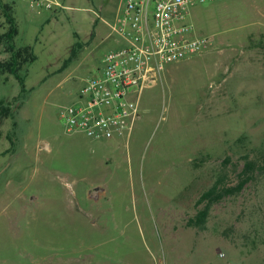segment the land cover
I'll return each mask as SVG.
<instances>
[{"label": "rangeland", "instance_id": "1", "mask_svg": "<svg viewBox=\"0 0 264 264\" xmlns=\"http://www.w3.org/2000/svg\"><path fill=\"white\" fill-rule=\"evenodd\" d=\"M0 1L35 56L24 90L0 74L13 111L0 124V264H264V174L188 224L218 174L235 184L245 154L264 156V0L194 5L210 46L166 65L136 96L129 136L109 139L66 132L59 109L120 45L121 0Z\"/></svg>", "mask_w": 264, "mask_h": 264}, {"label": "built area", "instance_id": "2", "mask_svg": "<svg viewBox=\"0 0 264 264\" xmlns=\"http://www.w3.org/2000/svg\"><path fill=\"white\" fill-rule=\"evenodd\" d=\"M36 10L61 7V0H26ZM213 0H121L112 29L120 45L109 50L103 68L88 77L78 100L63 105L66 132L95 139L127 138L137 117L136 96L157 82L165 66L207 49L188 15L194 5Z\"/></svg>", "mask_w": 264, "mask_h": 264}, {"label": "trees", "instance_id": "3", "mask_svg": "<svg viewBox=\"0 0 264 264\" xmlns=\"http://www.w3.org/2000/svg\"><path fill=\"white\" fill-rule=\"evenodd\" d=\"M0 14L5 18L6 28L0 31V46L3 52L7 53L6 58L0 57V74L13 75L22 90H24V78L21 71L29 63L33 62L35 56L29 45L17 46L14 43L15 37L18 35V25L16 18L13 14V6L8 2L0 1ZM13 116V111L9 105L0 101V124L3 119ZM243 138H238L242 141ZM243 169L237 175L235 184H231L228 180L226 172L217 175L213 183L204 190L196 200V204H202V207L197 211L195 219H189L188 224L195 223L201 225L205 222L208 216L211 205L217 203L225 196L233 195L240 192L244 185L251 180L253 175L258 171L264 174V156L259 160L249 157L248 154L243 156Z\"/></svg>", "mask_w": 264, "mask_h": 264}]
</instances>
